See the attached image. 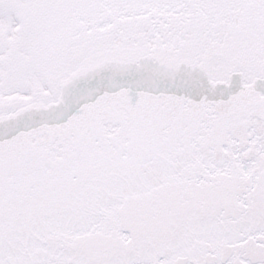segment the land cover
<instances>
[{
	"label": "snow or ice",
	"instance_id": "obj_1",
	"mask_svg": "<svg viewBox=\"0 0 264 264\" xmlns=\"http://www.w3.org/2000/svg\"><path fill=\"white\" fill-rule=\"evenodd\" d=\"M0 264H264V0H0Z\"/></svg>",
	"mask_w": 264,
	"mask_h": 264
}]
</instances>
